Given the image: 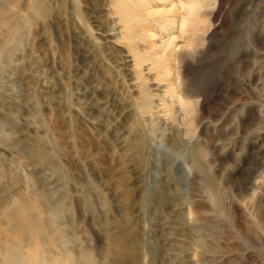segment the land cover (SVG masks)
I'll list each match as a JSON object with an SVG mask.
<instances>
[{"label": "rangeland", "instance_id": "1", "mask_svg": "<svg viewBox=\"0 0 264 264\" xmlns=\"http://www.w3.org/2000/svg\"><path fill=\"white\" fill-rule=\"evenodd\" d=\"M119 263L264 264V0H0V264Z\"/></svg>", "mask_w": 264, "mask_h": 264}, {"label": "bare ground", "instance_id": "2", "mask_svg": "<svg viewBox=\"0 0 264 264\" xmlns=\"http://www.w3.org/2000/svg\"><path fill=\"white\" fill-rule=\"evenodd\" d=\"M121 5H123V3H121ZM185 15H186V14H185ZM183 26L186 27V24H184ZM132 244H133V243H132ZM132 244H131V245H132ZM127 250L129 251V253L131 252V253L133 254V253H135V250H136V249H135L134 246L132 245V246L128 247ZM119 264H120V263H119Z\"/></svg>", "mask_w": 264, "mask_h": 264}]
</instances>
